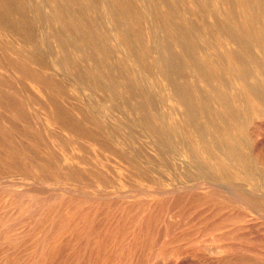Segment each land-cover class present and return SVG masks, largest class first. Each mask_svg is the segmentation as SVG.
<instances>
[{"label": "rangeland", "instance_id": "obj_1", "mask_svg": "<svg viewBox=\"0 0 264 264\" xmlns=\"http://www.w3.org/2000/svg\"><path fill=\"white\" fill-rule=\"evenodd\" d=\"M69 1L0 0V264H264V0Z\"/></svg>", "mask_w": 264, "mask_h": 264}, {"label": "bare ground", "instance_id": "obj_2", "mask_svg": "<svg viewBox=\"0 0 264 264\" xmlns=\"http://www.w3.org/2000/svg\"><path fill=\"white\" fill-rule=\"evenodd\" d=\"M38 1V0H37ZM45 2H47V0H44ZM49 1V5L51 6V8H52V11H54L55 12V14H56V17H57V20H59L65 27H68V25L70 24V22H65V21H63V19H61L60 17H59V15H58V11L59 12H62L61 11V9H59V7L57 6V0H48ZM91 1L92 0H82V3L87 7V9H90V6H91ZM115 1V0H114ZM89 2H90V4H89ZM67 3L70 5L71 4V1H69V0H67ZM87 3V4H86ZM115 3V2H114ZM262 5V4H261ZM32 8V7H31ZM257 8V7H256ZM259 9V8H258ZM260 10V9H259ZM8 12V11H7ZM17 13V12H16ZM27 14V13H26ZM3 15V14H2ZM21 15V14H20ZM14 16V15H13ZM33 16V15H32ZM30 17V16H29ZM38 19V18H37ZM113 19L115 20L116 18L113 16ZM129 17H127V21H129ZM131 24H132V22H131V19H130V21H129ZM114 24V23H113ZM48 30V29H47ZM114 41L117 43V44H119V45H122V46H124L126 49H129V44H127L126 42H125V35H124V33H123V31H120V29H116V27H115V30H114ZM243 32V31H242ZM253 33V32H252ZM256 37V36H255ZM18 40V39H17ZM48 40V39H47ZM30 41V40H29ZM32 41V40H31ZM250 42H251V39L249 40ZM36 43V42H35ZM253 44V43H252ZM260 44V43H259ZM34 45V44H33ZM262 45V44H261ZM229 48V47H228ZM255 48V47H254ZM261 49V48H260ZM88 50V49H87ZM85 58V57H84ZM23 63V62H22ZM144 63V62H143ZM36 64V63H35ZM241 68V67H240ZM43 72V71H42ZM35 74V73H34ZM135 79V78H134ZM108 80V79H107ZM124 81H126V80H124ZM130 83H131V81H130ZM249 83V82H248ZM134 84V83H133ZM240 88V87H239ZM248 88V87H247ZM130 93V92H129ZM133 95V94H132ZM131 95V96H132ZM256 95V94H255ZM253 98V97H252ZM176 99V98H175ZM260 100V99H259ZM257 102V101H256ZM258 104V103H257ZM258 106H259V104H258ZM263 110V109H262ZM218 111V110H217ZM216 111V112H217ZM231 112V111H230ZM228 113V112H227ZM209 114V113H208ZM255 114H256V112H255ZM221 115V114H220ZM225 115H226V113H225ZM257 115V114H256ZM260 116V115H259ZM230 119H228V121H229ZM219 121V120H218ZM223 122V121H222ZM201 140V139H200ZM206 140V139H205ZM218 145V144H217ZM208 146V145H207ZM211 152V151H210ZM225 152V151H224ZM211 154V153H210ZM229 155V154H228ZM211 156H213V155H211ZM238 156V155H237ZM213 158V157H212ZM218 160V159H217ZM218 165H219V163H217ZM221 167V166H220ZM230 167V166H229ZM225 169V168H224ZM227 174V173H226Z\"/></svg>", "mask_w": 264, "mask_h": 264}]
</instances>
